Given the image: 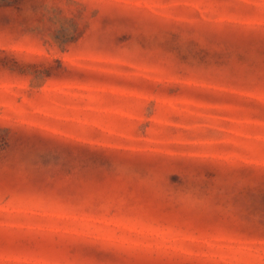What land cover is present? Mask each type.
Wrapping results in <instances>:
<instances>
[{
  "label": "rangeland",
  "instance_id": "374dc122",
  "mask_svg": "<svg viewBox=\"0 0 264 264\" xmlns=\"http://www.w3.org/2000/svg\"><path fill=\"white\" fill-rule=\"evenodd\" d=\"M0 264H264V0H0Z\"/></svg>",
  "mask_w": 264,
  "mask_h": 264
}]
</instances>
